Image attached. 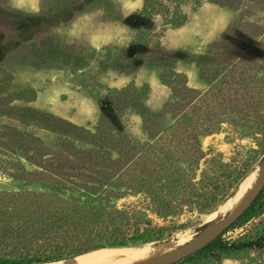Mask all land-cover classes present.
I'll return each instance as SVG.
<instances>
[{"label": "rangeland", "instance_id": "rangeland-1", "mask_svg": "<svg viewBox=\"0 0 264 264\" xmlns=\"http://www.w3.org/2000/svg\"><path fill=\"white\" fill-rule=\"evenodd\" d=\"M45 1L0 0V98L21 94L22 100L9 106L49 113L95 134L104 117L103 128L112 136L127 137L137 152L151 149L158 140L152 142L150 137L175 124L170 107L178 99L177 92L183 106L191 104L203 110L207 102L216 107L221 104L206 95L211 90L208 81L222 79L230 68L219 56L225 41L229 43V53L243 61V67L255 66L254 72L264 78V0H220L222 6L209 0H71L67 18L59 26L45 18ZM231 27H236L233 37L228 35ZM201 69L207 80L201 76ZM184 83L192 90L190 94L183 95ZM125 89L130 91L127 96L113 94ZM142 89H146L145 96L134 98V91ZM141 109L153 124L149 132L138 113ZM214 110L219 117L213 123H223L218 133L201 139L206 157L209 149L221 153L224 161L233 165L250 157L252 171L260 173L264 132L248 133L249 127L240 128L242 122L233 118L235 109L230 106ZM260 113L264 114V107ZM9 130L39 139L47 149L43 155L67 154L70 149H61L62 143L79 152L96 149L91 142L0 116V191L57 193L86 205L92 203L95 198L83 189L74 191L19 180L20 174L11 163L20 161L27 171L38 169L26 162L18 147L6 145ZM111 153L116 158L119 150ZM28 155L35 157L33 153ZM203 162L199 163L197 177ZM77 183L81 187L91 185ZM140 201L139 196L126 195L111 199V204L122 208ZM222 206L210 213L185 210L166 220L148 213L160 227L186 225L168 241L149 244H188L207 223L230 213ZM257 224L258 229L264 227V212L223 238L236 239ZM210 264H264V252H249Z\"/></svg>", "mask_w": 264, "mask_h": 264}, {"label": "trees", "instance_id": "trees-1", "mask_svg": "<svg viewBox=\"0 0 264 264\" xmlns=\"http://www.w3.org/2000/svg\"><path fill=\"white\" fill-rule=\"evenodd\" d=\"M47 1L43 7L47 21L53 26L63 24L73 4L71 0ZM209 1L222 6L220 0ZM235 28L229 29V36ZM227 46L229 43L225 41L219 56L230 64V68L222 79L208 81L211 90L206 95L207 99L213 97L221 104L216 107L207 102L203 110L191 104L183 106L177 92L178 99L170 107L175 124L151 136L152 142L158 141L142 153L137 152L127 137L108 133L109 130L103 128L104 117L95 134L49 113L9 106L22 100L21 94L0 98V116L24 124L34 123L50 133L96 146L95 150L79 152L62 143L61 149H70L67 154L43 155L47 149L39 139L9 130L6 134L9 143L6 145L18 147L26 162L38 169L27 171L22 162L11 163L20 174L19 180L74 191L83 189L95 199L86 205L57 193L0 191V264H45L99 249L139 247L168 241L173 233L186 225L160 227L154 224L148 213L166 220L181 215L185 210L210 213L224 204L251 173L252 166L250 157L235 165L226 163L223 155L213 149H209L206 157L201 139L218 133L223 123H213L219 117L214 108L230 106L235 109L233 118L242 122L240 128L249 127L248 133L264 132V114L260 113L264 107V78L254 72L257 70L255 66L243 67V61L235 59ZM172 74L180 77L178 73ZM201 76L205 78L202 69ZM161 81L167 85L162 77ZM182 91L183 95L192 92L185 83ZM134 92V98L139 100L145 96L146 89ZM113 94L127 96L130 91H113ZM138 113L149 132L153 124L146 120L143 109ZM117 150L119 153L114 158L111 152ZM251 153L256 152L252 150ZM262 154L264 156V149ZM201 160H204V166L197 177ZM77 181L91 185L81 187ZM126 195L139 196L142 201L122 208L111 204V199H121ZM263 212L264 189L244 214L216 240L175 264L219 263L249 252H264V227L258 229L259 224L236 239L223 238L230 230Z\"/></svg>", "mask_w": 264, "mask_h": 264}, {"label": "bare ground", "instance_id": "bare-ground-1", "mask_svg": "<svg viewBox=\"0 0 264 264\" xmlns=\"http://www.w3.org/2000/svg\"><path fill=\"white\" fill-rule=\"evenodd\" d=\"M258 177L259 170L252 171L221 208L225 212L235 210L255 185ZM178 245V242L171 241L161 244L138 245L139 247L106 248L45 264H146L169 255L177 249Z\"/></svg>", "mask_w": 264, "mask_h": 264}, {"label": "water", "instance_id": "water-1", "mask_svg": "<svg viewBox=\"0 0 264 264\" xmlns=\"http://www.w3.org/2000/svg\"><path fill=\"white\" fill-rule=\"evenodd\" d=\"M259 168L260 173L255 185L249 190L242 203L235 210L228 213L220 220L207 223L188 244L178 247L176 250L163 258L146 264H175L202 250L211 242L216 240L244 214V212L255 201L258 194L264 189V157Z\"/></svg>", "mask_w": 264, "mask_h": 264}]
</instances>
